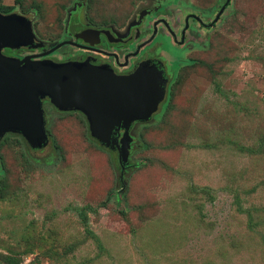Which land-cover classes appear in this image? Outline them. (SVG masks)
I'll list each match as a JSON object with an SVG mask.
<instances>
[{"label":"rangeland","instance_id":"1","mask_svg":"<svg viewBox=\"0 0 264 264\" xmlns=\"http://www.w3.org/2000/svg\"><path fill=\"white\" fill-rule=\"evenodd\" d=\"M84 1L83 18L124 31L143 7L168 6L180 28L188 12L214 20L227 0ZM0 4L53 44L74 8ZM193 25L192 48L161 27L148 49L181 57L163 58L176 78L134 131L123 181L118 152L93 140L81 113L50 111L41 149L18 134L3 141L0 264H264V0H230L214 27Z\"/></svg>","mask_w":264,"mask_h":264},{"label":"water","instance_id":"2","mask_svg":"<svg viewBox=\"0 0 264 264\" xmlns=\"http://www.w3.org/2000/svg\"><path fill=\"white\" fill-rule=\"evenodd\" d=\"M61 45L63 42L55 43L51 51ZM41 46L29 17L3 13L0 7V142L11 133L21 135L32 149L45 147L50 136L43 99L48 98L61 110H79L86 115L92 137L107 148L118 149L123 177L133 138L131 124L150 120L165 98L161 75L147 68L117 75L89 61L54 62L36 55L19 58L4 53V49ZM121 126L126 130L120 138L115 129Z\"/></svg>","mask_w":264,"mask_h":264},{"label":"flooded vegetation","instance_id":"3","mask_svg":"<svg viewBox=\"0 0 264 264\" xmlns=\"http://www.w3.org/2000/svg\"><path fill=\"white\" fill-rule=\"evenodd\" d=\"M84 5H86V1L84 0H73L74 8L69 9L64 18L65 26L63 27L62 33L65 36L56 43L63 42V45L53 51L51 50L55 44L52 41L39 38L35 32L34 21L29 17L33 22V29L37 39L43 42V46L14 49L13 52H16L14 56L23 58L26 55H36L37 59H49L54 62L89 61L92 65L105 67L117 75H130L139 68H147L155 74H160L161 83L165 86V98L159 104L158 110L150 120L134 121L131 124L129 129L133 134L139 126L151 122L154 119L155 114L166 101L172 82L176 78L175 70L173 71L165 60L168 62L170 58H173V62L175 59L181 57V53L176 56L171 55L164 49L160 51V54L148 50L159 35L160 28L163 27L165 34L171 37V42L174 46L179 49H183V47L192 48L195 43H190L192 40L191 35L197 32V29L191 30L192 26H194L193 22L199 23L202 27H214L220 18L211 25L214 20L208 22L195 13L188 12L184 18L183 25L180 28H175V25L172 27L164 15L168 6L164 10H162V5L147 6L143 7L134 19L128 23L124 31H120L114 23L96 24L83 18L79 10ZM82 33L84 35L83 37L80 36ZM48 51L50 53H47ZM4 53H7L6 49H4ZM43 107L45 110L46 126L49 124L50 111H58L61 113L78 112L87 119L86 115L79 110L59 109L48 98L43 99ZM125 130L126 128L123 126L115 129V131L121 133L120 138ZM130 144L132 146L133 142L131 141ZM114 151L118 152V149L114 148ZM124 173L123 171L122 177L121 172V181L124 179Z\"/></svg>","mask_w":264,"mask_h":264},{"label":"trees","instance_id":"4","mask_svg":"<svg viewBox=\"0 0 264 264\" xmlns=\"http://www.w3.org/2000/svg\"><path fill=\"white\" fill-rule=\"evenodd\" d=\"M1 7V11L3 12V13H10L11 11H12V8L10 7H5V6H0ZM7 51H10V52H13L14 51V49H6ZM85 123L87 124V122L85 121ZM47 129H48V133H49V135H51V132H52V128H51V125H50V123L48 124V126H47ZM8 135H13V134H7L4 138H3V140L0 142V145L3 143V141L8 137ZM91 135V134H90ZM52 136V135H51ZM92 136V135H91ZM22 138V143L23 144H27V142L25 141V139L23 138V137H21ZM93 138V137H92ZM93 140H96L95 138H93ZM97 141V140H96ZM54 142V144H55V146L56 147H58V145L56 144V142L55 141H53ZM98 142V141H97ZM147 147L149 146V145H146ZM125 169V168H124ZM123 170V168H122V166H121V171ZM5 177L6 176H1L0 177V191L6 186V184H5ZM123 186H125V185H123ZM115 193H118V191H116Z\"/></svg>","mask_w":264,"mask_h":264}]
</instances>
